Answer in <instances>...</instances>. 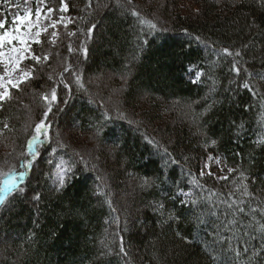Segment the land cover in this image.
I'll list each match as a JSON object with an SVG mask.
<instances>
[{"label": "trees", "instance_id": "obj_1", "mask_svg": "<svg viewBox=\"0 0 264 264\" xmlns=\"http://www.w3.org/2000/svg\"><path fill=\"white\" fill-rule=\"evenodd\" d=\"M10 1L0 0V11ZM186 1L91 0L89 7L65 0L71 25L32 45L49 58L27 61L32 78L0 107V188L6 174L25 173L16 191L0 192V264H264V255L251 252L264 247L258 232L250 239L234 229L249 247L238 259L227 243H214V234L217 241L233 234L220 228L235 212L230 192L239 197L246 184L253 198L239 206L249 216L252 208L264 211V4ZM47 4L60 8V0ZM53 88L49 128L28 157L34 126L49 107L42 97L50 99ZM71 118L68 138L57 137ZM85 136L105 148L99 170L76 144ZM209 156L234 170L226 180L201 175ZM129 178L137 183L124 186ZM130 189L140 213L120 197Z\"/></svg>", "mask_w": 264, "mask_h": 264}, {"label": "snow or ice", "instance_id": "obj_2", "mask_svg": "<svg viewBox=\"0 0 264 264\" xmlns=\"http://www.w3.org/2000/svg\"><path fill=\"white\" fill-rule=\"evenodd\" d=\"M30 0H24V3H29ZM89 7L91 6V0H88ZM129 5L132 4V0H127ZM261 3L264 4V0H261ZM67 4L65 0H60V8L56 9L53 7H48L47 0H36L35 10L28 9L24 11L22 14L17 13L13 15L10 19L4 17L0 18V107H2V102L8 99H11V89L15 88L19 90L20 85L26 83L27 80L32 78V73L35 71V67H27L24 65V61L31 60L35 64H39L41 60H47L49 57L45 54L43 57L37 55L33 49V44H40L42 41L40 40L41 35L44 32H47L48 27L53 29L51 35L53 38L56 37L57 33L55 31L58 24L62 23L64 20L63 16L53 17L52 14L57 11L63 13L67 11ZM131 14L139 17V13L132 9ZM43 19H47L49 24L47 26H42L41 21ZM155 28V25H151ZM95 25H92L88 32L91 34L95 30ZM54 42V41H53ZM222 52L227 56L239 57L241 56L240 51H231L228 48L222 49ZM233 72L236 73L237 76L240 74V67L237 66V63L234 61L232 64ZM68 71V69H65ZM19 74V75H15ZM51 79V77H50ZM264 79V76L261 77ZM68 84H65V88H69ZM245 89L253 90L252 85L249 82H245L243 84ZM49 107L44 113V119H42L39 123H36L34 126V135L32 136V140H30L27 144L28 148V157L35 155L32 152V141L36 140L40 135H44L49 128V125L45 123L49 113L51 112V104L58 100L56 89L53 88L51 92V97L44 95L42 97ZM8 125L5 124L4 128H7ZM214 143V142H213ZM25 158L26 162L24 163L25 169L30 167L31 160ZM215 159L214 157H209V160ZM205 169H207V173L202 169L201 175L208 174L212 175L211 166L209 164H205ZM71 169H65L60 175L57 177V185L59 190L63 188L66 182V177L70 173ZM229 171H234L230 169ZM25 173L20 172L19 176H15L12 173L6 174V178L2 181L4 187L0 188V192H9L12 193L19 188V180L24 178ZM221 179H227V177H221ZM237 191L240 193L239 197H237L234 193L230 192L228 194L231 203H228V208H235V212L233 213V218L228 220L226 223L220 225V228H223L225 232L233 233L231 236H223L221 235L219 241L216 240L214 234V243L219 242L221 244L227 243L229 246V250L233 253V255L238 259L242 255H247L249 252L248 242L244 241L243 244L240 242V238L237 237L234 233V229L241 228V235L248 236L250 239H255V233H260L262 241H264V211H262L259 207L252 208V215H248L245 213L244 207H240V203H244V197L253 198L252 194L249 193L247 185L244 184L242 187L238 188ZM212 196H215L216 193L212 192ZM35 199H39V195L37 194ZM4 200L0 199V204H3ZM183 203V201H182ZM192 203H196L192 201ZM260 214V219L257 220L254 217L256 214ZM236 214H243L248 219L247 224H242V222L237 221L235 216ZM219 229H217V233ZM233 241H235V246H233ZM121 253L126 255V252L123 247L120 249ZM251 252L255 256L264 255V247L260 248L259 251L255 247L251 249ZM213 259H215L213 257Z\"/></svg>", "mask_w": 264, "mask_h": 264}, {"label": "rangeland", "instance_id": "obj_3", "mask_svg": "<svg viewBox=\"0 0 264 264\" xmlns=\"http://www.w3.org/2000/svg\"><path fill=\"white\" fill-rule=\"evenodd\" d=\"M164 1H166V0H164ZM183 1H184V3L187 2L186 0H183ZM111 2H113V1H111ZM136 3H138V2H136ZM109 6H110V4L108 3V4H105V6H103V8L106 9ZM35 7H36V0H30L29 3H24V0H12L7 8L3 7L2 11L0 12V18L6 17L5 12H7L9 18H11L13 15H15L17 13H21L22 14L24 11H26L28 9L35 10ZM97 7L99 8L101 6H97ZM67 12H68V7H67V11L63 12V14L61 15V16L64 17L63 22L58 24L57 27L61 25L62 27L67 28L69 25H71L72 19L70 18V16H68ZM52 15L55 18L54 14H52ZM41 24H42V26H47L49 24V21L47 19H43L41 21ZM50 31H53V29L51 27H48L47 32H50ZM55 31H56V29H55ZM47 32H44L43 34H45ZM42 35H41V37H42ZM41 37H40V40H41ZM29 60L24 61V65L27 66V67H30L27 64V61H29ZM15 75H19V74H15ZM194 76H195V78L198 77V75H194ZM72 78H74V77H72ZM29 80H27V82ZM90 82H92V81H90ZM26 83L21 84L20 87L23 86ZM13 89H15V88H13ZM13 89H11V93H12ZM120 94H121V92L119 90V92H114L112 94V96L115 97V95H116L118 97ZM143 101H145V99ZM73 121H74L73 118L67 119L62 124L58 125V128L55 129L57 137H61V138L64 137V138L67 139L68 138L67 135H69V132H68L67 128H68V126H71V123H73ZM73 137L74 136H72V139H73ZM74 139H73V141H74ZM76 140H77L76 144L78 145V143H79L80 148L82 149V152L84 154L83 155L84 158L87 161H89V164H91L93 162L96 165V162H99V159H98V158H100L99 157V153L101 151H103L105 148H103L101 146V144L94 137L93 138L92 137L91 138H86V136H85V137H79V139L76 138ZM5 143L6 142H4V140H0V151H1L0 152V156H2L3 155L2 153H4V151L6 150V148H5L6 144ZM5 153H6V151H5ZM209 157H214L215 159L209 160ZM209 157L205 161V164H209L211 166L212 175H209V176H212L216 180H226V179H221V177H227L228 178L231 175V173H232V171H229L231 168L226 166V164L224 163V160L222 158L215 157V156H209ZM205 164H204V166H205ZM91 165L95 166L93 164H91ZM113 167H114V164H112L111 168H113ZM94 168L96 170H99L97 165ZM203 170H204L205 173H207V169L204 168ZM204 175H208V174H204ZM107 183H108V186L110 188H112V189L115 188L113 182H111V184L109 182H107ZM136 183L137 182L135 181L134 178H129L124 183V186H127L128 184H136ZM120 197L122 198L123 201L126 202V204L129 205L130 208H132L131 212H130L131 214L140 213L139 210H137L138 206L134 205V197L135 196L133 194V190L132 189H130L128 191L120 192Z\"/></svg>", "mask_w": 264, "mask_h": 264}]
</instances>
